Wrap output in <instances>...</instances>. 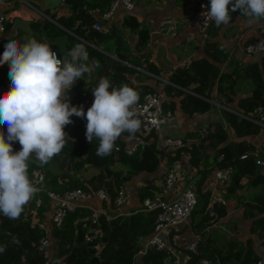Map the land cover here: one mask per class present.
I'll return each mask as SVG.
<instances>
[{
    "label": "trees",
    "instance_id": "trees-1",
    "mask_svg": "<svg viewBox=\"0 0 264 264\" xmlns=\"http://www.w3.org/2000/svg\"><path fill=\"white\" fill-rule=\"evenodd\" d=\"M80 16L82 22L76 25L72 24L73 18L70 16L60 17L57 20L78 37L77 39L72 34L69 36L71 43L68 44V48L71 50L76 44H84L89 57L96 56L100 65L103 64L101 65L102 73L107 69L108 74L111 75L108 79L113 87L128 85L129 80L126 74L131 73L133 69L120 64L112 55L130 63H138L131 61L128 55L121 51L123 44L120 37L115 33H104L92 28L94 20L91 15L82 13ZM135 25L130 26L137 28ZM137 31L140 36L137 45H143L148 36V28L143 26ZM8 40L0 38V52H4ZM95 47L102 48L111 56ZM205 50L208 53L207 57L194 60L188 66H178L168 76L171 83L164 85L166 92L172 91L173 95L180 97L181 109L188 113L207 111L212 106L208 98H212L210 91L214 87L216 96L213 98H217L220 104L227 105L234 101L241 82L247 83L252 91L250 96L238 99V109L248 114L254 106L259 104L264 106V56L260 63L251 62L247 65L229 60L228 63L232 65V69L220 73L217 63L228 57L226 49L214 41H209L206 43ZM145 67L148 71L159 74L153 63L147 62ZM103 75L105 74H100L101 77H104ZM129 86L138 91L139 99L146 92L153 90L152 87L141 83ZM72 90L69 97L71 105L82 106L86 113L94 99L80 84L74 85ZM165 105L164 109L168 107L173 110L175 107V103L170 101H166ZM222 112L224 121L214 122L203 134L200 132L187 133L188 139L184 138L183 144L174 150L164 152L158 147L153 137L149 142L140 145L136 151L129 153L125 149V140L121 135L115 142L113 151L104 157L96 154L99 146L98 139L94 138L92 143L86 139L87 120L74 115L71 118L72 123L65 127L69 137H67V143L62 152L43 166L35 160L30 162L29 174L31 175L33 169H41L45 173V186L56 192L75 187L83 189L103 187L113 207L118 187L141 172H153L161 158L166 156L169 163L171 160H176L182 152H187L190 163L198 167L201 161L207 162L211 156L212 161L218 167L233 166L234 170L225 181L226 183L232 182V186L243 187L240 182L246 177L248 185L262 184L261 191L254 196L251 202L247 203L245 210L254 214L250 231H255L264 238V166L261 168L256 164L255 160L258 157H255L252 152L250 142L243 138L247 134L257 132L259 125L233 111L222 109ZM231 130L240 137L228 143ZM146 137L149 139V135ZM244 153L246 157L240 158V155ZM220 155L221 158L218 159ZM168 169L170 171L171 167ZM205 178L206 175L201 172L194 184L198 197L202 199L200 210L208 201V194L205 191L201 192ZM162 186H164L163 178L160 180L143 179L137 187L138 200L154 198L155 193ZM37 197L43 200L39 214L40 219L44 220L45 211L50 205L53 207V202L43 192L35 195L24 207L19 218L13 220L0 214V247L4 249L0 251V264H42L43 256L37 251L36 245L44 232L30 225L28 213V208L33 205ZM214 208L219 215L224 212L221 204H214ZM157 212V209L143 210L140 208L129 214H117L111 217L99 214L98 222L93 223L89 218L91 210L76 208L66 214L60 226H53L50 223L52 264H136L138 258L136 254L141 241L151 234ZM205 219H207L206 215L203 216V220ZM89 225H94L98 231L95 238L86 241L84 232ZM242 251L243 245L239 241L217 244L214 238L198 240L197 251L190 254L188 262L198 264L201 259L205 258L210 261L208 264H217L221 255L226 256L221 260L222 264H253L260 259V256L252 252H245L242 255ZM171 257L166 251L149 248L141 255V263L166 264L167 261L172 260Z\"/></svg>",
    "mask_w": 264,
    "mask_h": 264
},
{
    "label": "crops",
    "instance_id": "crops-1",
    "mask_svg": "<svg viewBox=\"0 0 264 264\" xmlns=\"http://www.w3.org/2000/svg\"><path fill=\"white\" fill-rule=\"evenodd\" d=\"M196 1L134 0V6L131 9H126L120 4L114 17L101 20L104 25V31H100L117 34L123 44L121 51L126 53L131 61L138 63H130L112 55L120 64H124L133 69L131 73L126 74L129 80L128 85L146 84L153 88L152 91L162 93L163 110L165 113H169L167 121L160 129L144 135L143 139L147 143L154 137L156 144L164 152L178 148L173 146L162 147V139L164 137H179L183 140L184 138L188 139L186 134L189 132L205 133L208 126L214 122L219 120L224 121L222 109L240 111L237 105L238 99L250 96L252 91L247 83L243 84L241 82L239 89L237 88L234 101L223 105L218 102L217 98H213L216 96L214 87L210 91L212 98H208L210 103H212L211 108L204 112L188 113L179 106L180 97L173 95L172 91L166 92L164 88L165 84L171 83L168 80V76L175 68L178 66H188L194 60L205 58V56L207 57L208 53L205 50V46L209 41H214L222 45L227 51L228 57L224 61L217 63L220 73L224 70L229 71L232 69V65L228 63L229 60H235L239 64L247 65L251 62L260 63L262 56H264V51L247 54L243 48L244 44L249 40L264 36V19L249 24L248 17L242 15L237 10L230 13L231 20L228 24H221L217 27L213 20L208 28L207 37H203L200 34L198 26L191 18V12L195 7ZM110 2L111 0H60L58 5L49 7L46 6V0H0V14L6 17V28L4 32H0V38L9 40L16 39L23 43L27 39L34 37L39 42H47L57 52L59 57L63 59L70 52L68 48V44L71 43L69 36L72 34L77 39L78 37L63 27L57 20L60 17L70 16L73 18L72 24L76 25L82 22L80 15L85 13L89 16L91 15L95 22L99 14L108 9ZM167 16L174 17L177 21V31L174 35L158 32L157 30L160 20ZM130 23L136 24L135 26L137 28L130 26ZM143 26L148 28V36L143 45H137L140 37L137 29ZM86 43L92 45L89 42ZM95 48L105 52L102 48ZM2 55L3 53L0 52V57ZM108 56L111 55L108 54ZM93 60L98 59L96 56L89 57V62ZM147 62L153 63L157 67L159 74L148 71L145 67ZM101 65L103 64L101 63ZM101 65L99 63V67L95 68L91 75L85 73L84 77L79 78L74 85L80 84V86L87 89V92L92 97L93 88L98 86L102 78L100 74H105L103 76L107 78L111 76L108 74L107 69L102 73ZM9 71V63L5 62L0 64V81L8 86V90L11 86ZM72 89L73 87L69 90V97L73 91ZM185 90L194 93L188 89ZM166 101L175 103L173 110L168 107V110L164 109V106L166 107ZM0 131H3L5 136H7L6 126L0 129ZM135 134L138 135V133ZM129 135L132 134H122L125 140V148L133 142L129 138ZM148 135L149 139L146 137ZM238 137L240 135L231 130L228 143H231L232 140ZM243 138L250 142L255 157L263 159L264 129L259 127L257 132L247 134ZM190 140L192 141L193 139ZM20 148L21 145L19 142L14 141L13 151H19ZM212 160L210 156L207 162L203 160L196 167L190 163L187 152H182L176 160H171L169 163L166 156L161 158L157 168L153 172H141L123 184L127 191V199L120 209V214H129L142 207L144 200H138L137 187L142 183L143 179H165L169 171L168 168L171 167L170 171H175L178 179L174 182L167 194L162 193V186L155 193V196L172 197L185 184L192 183L194 186L200 173L204 172L206 178L201 186V192L205 191L208 194V201L205 207L200 210L202 207V199L198 197V192L194 187L197 193V203L192 210L188 223L174 227L175 229L170 230L165 235V239L173 248H180L182 250H184L186 244L197 241L198 239L206 240L208 238H214L217 244H223L228 241H239L243 245L242 255L245 252H252L264 259V238L260 237L255 231H250L254 214L245 210L247 203L251 202L254 196L261 191L262 184L248 185L246 177L242 178L240 182L243 187H238L237 185L232 186V182H219L214 179V170L218 165ZM258 166L263 167L262 165ZM217 195H222L226 201L224 204H221L223 205L224 212L221 215L217 214L214 222L209 223L211 218L208 213V203L212 197ZM93 205L105 207L111 216L118 214L114 207H107V205H110V202L105 203L95 197L89 200H82L81 205L77 208L80 207L90 210L89 207ZM51 212L52 207L50 205L45 211V220L48 225L50 223ZM204 215L207 216L205 220H203ZM206 227H209V230ZM136 256L138 258L135 263L141 264V255L136 254ZM225 257L222 255L219 256L217 264H222L221 260ZM171 258L173 259V257ZM182 264L191 263L182 262Z\"/></svg>",
    "mask_w": 264,
    "mask_h": 264
},
{
    "label": "clouds",
    "instance_id": "clouds-1",
    "mask_svg": "<svg viewBox=\"0 0 264 264\" xmlns=\"http://www.w3.org/2000/svg\"><path fill=\"white\" fill-rule=\"evenodd\" d=\"M237 10L249 24L259 22L264 19V0H210L204 15L219 27ZM5 62L10 65L11 86L0 95V129L7 127V136L0 131V214L14 220L40 191L42 178L29 174L30 162L43 166L62 152L69 137L65 127L74 115L87 120L86 139H98L100 157L113 151L123 133L135 134L141 121L135 107L138 91L127 84L113 87L107 77L93 88L94 101L86 113L82 106L71 105L69 90L99 67L98 60L89 62L82 43L60 59L47 42L34 37L23 43L8 40L0 57V64ZM14 141L21 145L19 151H13Z\"/></svg>",
    "mask_w": 264,
    "mask_h": 264
},
{
    "label": "built area",
    "instance_id": "built-area-1",
    "mask_svg": "<svg viewBox=\"0 0 264 264\" xmlns=\"http://www.w3.org/2000/svg\"><path fill=\"white\" fill-rule=\"evenodd\" d=\"M64 1V0H62ZM123 5L126 9H131L134 6V0H111L107 10L99 14L98 19L93 22L92 27L97 30L104 31V25L101 22L102 19H111L117 8ZM210 7V0H197L193 11L191 12V18L193 22L198 26L200 34L203 37H207L208 28L211 25V19H206L204 13L208 11ZM5 20L6 17L0 14V32L5 31ZM158 32L169 33L174 35L177 31V21L174 17L167 16L160 20ZM244 51L247 54H252L257 51H264V36L255 37L244 44ZM58 55V54H57ZM58 58L59 55H58ZM61 59V58H60ZM165 80V79H164ZM8 91V86L0 81V95ZM94 99V95L92 94ZM136 107L137 118L141 121V127L136 132L137 134L129 135V138L133 142L128 145L125 149L127 152L132 153L138 149V147L145 143L143 139L144 135L156 131L162 127L167 121L169 113H165L162 107V93L158 91H148L141 99L138 100ZM230 109V108H228ZM241 117L248 118L259 125L261 129H264V106L259 104L253 107L250 113H243L230 109ZM183 144V140L179 137L166 136L162 139V147H178ZM246 153L241 154L240 158H245ZM221 158V155L218 159ZM256 164L264 166V160L256 158ZM233 166L225 165L222 167H216L214 170V179L219 182H225L233 171ZM35 173L36 177L42 178L39 180L37 187L40 191L47 195V197L53 202L50 223L53 226H60L64 220L66 214L72 210H75L81 205L82 200H89L96 198L105 203H109V196L107 191L103 187L96 189H83L81 187H75L72 189L65 190L63 192H56L48 189L45 186V173L41 169H33L31 174ZM178 179L175 171H168L165 179L162 193L167 194L169 189L173 186L174 182ZM127 199V191L123 184L118 187L117 194L115 196L113 207L120 214V209ZM226 201L222 195L212 197L208 203V213L210 215L209 223H213L217 217L214 204H224ZM197 203V193L192 183L185 184L179 192L174 193L172 197L155 196L152 199L146 198L143 201L141 209L153 210L157 209V216L155 219L154 227L151 234L146 238L142 239L141 246L137 252L138 255H142L149 248H156L159 250L166 251L168 256H173L171 261H167L166 264H182L187 263L190 254L196 253L197 241H192L184 246V250L173 248L170 243L165 239V235L170 232L172 227H176L180 224L188 223L189 217L192 210L195 208ZM43 205V200L37 197L32 206L28 208L30 217V225L36 226L44 233L39 238L36 248L37 251L43 256L42 264H52L53 259L51 257L50 249V223H46L45 219H40L39 208ZM212 206V207H211ZM107 207H111L107 205ZM92 211L89 215L90 220L93 223L98 222L99 214L105 216L111 215L108 213V209L102 206H90ZM113 216V215H112ZM210 227V226H209ZM209 227H206L209 230ZM98 229L94 225H89L84 232V239L86 241L95 238ZM207 259H201L198 264H208ZM253 264H263V259H257Z\"/></svg>",
    "mask_w": 264,
    "mask_h": 264
},
{
    "label": "water",
    "instance_id": "water-1",
    "mask_svg": "<svg viewBox=\"0 0 264 264\" xmlns=\"http://www.w3.org/2000/svg\"><path fill=\"white\" fill-rule=\"evenodd\" d=\"M60 3V0H46V6L53 7L55 5H58ZM65 173L63 174V176ZM22 247V245H21ZM23 248V247H22Z\"/></svg>",
    "mask_w": 264,
    "mask_h": 264
},
{
    "label": "rangeland",
    "instance_id": "rangeland-1",
    "mask_svg": "<svg viewBox=\"0 0 264 264\" xmlns=\"http://www.w3.org/2000/svg\"><path fill=\"white\" fill-rule=\"evenodd\" d=\"M173 229H175L174 227H172L170 230H173ZM137 264H139V263H137ZM142 264V263H141Z\"/></svg>",
    "mask_w": 264,
    "mask_h": 264
}]
</instances>
